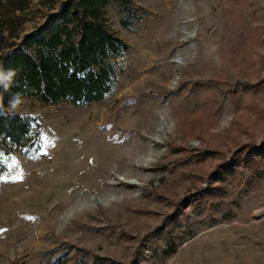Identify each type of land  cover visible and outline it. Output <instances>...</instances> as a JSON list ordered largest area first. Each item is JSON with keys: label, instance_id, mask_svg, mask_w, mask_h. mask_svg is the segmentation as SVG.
<instances>
[{"label": "rangeland", "instance_id": "374dc122", "mask_svg": "<svg viewBox=\"0 0 264 264\" xmlns=\"http://www.w3.org/2000/svg\"><path fill=\"white\" fill-rule=\"evenodd\" d=\"M59 1L0 0L7 33ZM102 12L128 45L106 96L21 97L38 126L0 160V264H264V0Z\"/></svg>", "mask_w": 264, "mask_h": 264}, {"label": "trees", "instance_id": "16d2710c", "mask_svg": "<svg viewBox=\"0 0 264 264\" xmlns=\"http://www.w3.org/2000/svg\"><path fill=\"white\" fill-rule=\"evenodd\" d=\"M108 1L60 0L43 23L23 35L8 34L5 26L12 18L0 13V65L17 72L3 94L5 107L16 93L49 104H87L106 96L114 83L112 61L128 50L104 23L102 7ZM37 126L20 113L0 115V160L9 149L30 150V133ZM6 171L0 162V183Z\"/></svg>", "mask_w": 264, "mask_h": 264}, {"label": "clouds", "instance_id": "9594fccd", "mask_svg": "<svg viewBox=\"0 0 264 264\" xmlns=\"http://www.w3.org/2000/svg\"><path fill=\"white\" fill-rule=\"evenodd\" d=\"M17 75L14 69H5L0 65V115L15 116L18 114L17 109L21 104L20 94H14L8 101L7 107L4 105V93L12 87L14 77Z\"/></svg>", "mask_w": 264, "mask_h": 264}, {"label": "bare ground", "instance_id": "6f19581e", "mask_svg": "<svg viewBox=\"0 0 264 264\" xmlns=\"http://www.w3.org/2000/svg\"><path fill=\"white\" fill-rule=\"evenodd\" d=\"M109 153H110L109 149L106 148L101 153L93 152L92 153V158H93V160H96V161H99V162L103 163V162H105L106 160L109 159V157H108Z\"/></svg>", "mask_w": 264, "mask_h": 264}, {"label": "snow or ice", "instance_id": "6c2138e0", "mask_svg": "<svg viewBox=\"0 0 264 264\" xmlns=\"http://www.w3.org/2000/svg\"><path fill=\"white\" fill-rule=\"evenodd\" d=\"M2 231H4V230L0 229V232H2Z\"/></svg>", "mask_w": 264, "mask_h": 264}]
</instances>
